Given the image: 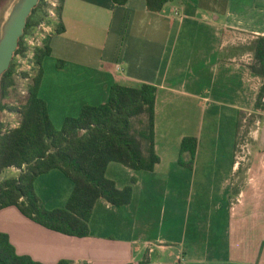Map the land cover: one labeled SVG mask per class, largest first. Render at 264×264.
<instances>
[{
  "label": "crops",
  "instance_id": "obj_1",
  "mask_svg": "<svg viewBox=\"0 0 264 264\" xmlns=\"http://www.w3.org/2000/svg\"><path fill=\"white\" fill-rule=\"evenodd\" d=\"M145 1L119 6L112 0H59L56 19L64 31L51 36L47 57L57 72H69L66 79L83 84L80 102H71L78 112L86 104L106 102L113 82L155 86L154 149L160 162L152 171L107 165L106 175L119 189L136 178L132 201L122 206L96 201L86 237L45 228L15 206L0 210V231L18 255L42 263L137 264L148 251L150 264H264V147L260 139L247 162L238 160L232 133L235 117L255 111L254 95L249 107L250 88L262 82L248 67L251 55L239 48L264 36V0H171L159 13L148 11ZM50 86L64 97L77 91L65 81ZM200 86L213 87L212 94L202 96ZM224 86L228 96L221 93ZM44 89L42 78L38 94L50 117L55 106L43 98ZM202 101L212 105L213 122L226 111L228 126L210 128L205 143L195 112H208ZM184 136L196 137L197 149L193 159L182 153L180 162ZM54 170L38 177L60 179ZM195 186L204 203L217 200L212 214L206 205L191 208ZM70 193L45 208L63 207ZM153 194L162 197L156 231L139 215ZM166 214L167 233L162 231Z\"/></svg>",
  "mask_w": 264,
  "mask_h": 264
},
{
  "label": "trees",
  "instance_id": "obj_2",
  "mask_svg": "<svg viewBox=\"0 0 264 264\" xmlns=\"http://www.w3.org/2000/svg\"><path fill=\"white\" fill-rule=\"evenodd\" d=\"M126 1L112 0L119 6ZM168 1L171 0H146L145 3L148 11L159 13ZM59 11L58 6L57 16ZM41 24L51 30L39 45L31 48L27 40L39 31ZM63 31L64 27L56 17L48 14L45 1L38 0L18 40L16 57L0 76V111L20 114L19 123L13 127L0 119V210L15 206L24 216L45 228L83 238L90 233L88 222L96 201L103 198L113 206L132 201V184L136 178L131 179V184L117 188L106 175L110 162L135 171H152L160 162L154 149L157 88L147 83L133 86L113 82L106 102L82 106L78 115L66 117L63 126L56 129L38 90L43 75L42 61L51 53L50 38ZM239 49L251 55L248 67L251 73L262 78L254 106L264 112V36H256ZM29 51H32V58L28 61L33 65V75L22 95L17 91L18 77L25 79L30 74L19 70L17 55L25 58ZM13 94L17 95L18 104L4 103L3 99L11 98ZM239 128L238 119L235 138ZM196 149V137L184 136L179 161L184 152L193 159ZM188 166H192V161ZM10 168L19 171L4 176ZM52 169L72 181V190L63 207L46 209L34 191V181ZM8 236L0 231V264H69L68 259L42 263L28 255H18ZM149 258L146 251L137 264H150Z\"/></svg>",
  "mask_w": 264,
  "mask_h": 264
},
{
  "label": "rangeland",
  "instance_id": "obj_3",
  "mask_svg": "<svg viewBox=\"0 0 264 264\" xmlns=\"http://www.w3.org/2000/svg\"><path fill=\"white\" fill-rule=\"evenodd\" d=\"M13 0H0V33H1V23L4 20L5 15H8L11 3ZM19 59V58H18ZM19 61V60H18ZM20 66L19 70L27 71L30 75L29 77L23 79V77L18 78V83H19V88L17 91L22 93V95L25 92L26 85L30 82V78L33 75V65L32 64H27L23 63L20 59ZM191 67L194 68V62L191 63ZM42 68H43V82L45 85V89L43 90V98L46 101H49L53 107L55 108L51 109V116L50 119L55 126L56 129H60L64 123V119L66 118L65 116H76L78 115V111L74 110L76 108H73L71 102L79 103L82 97V90L81 88L83 87V84L81 81H78L77 79H70V77L66 79V75H69V72H57V69L55 67V62L48 57H45L42 61ZM192 70V69H191ZM173 71V70H172ZM171 71V72H172ZM172 75V73H171ZM170 75V77H171ZM176 79H174L175 81ZM54 81H59V82H66L69 83V85H72V87L77 90L75 91L76 94L73 96H59L52 91L51 86ZM206 82L205 80H202ZM52 83V84H51ZM262 82L260 83V85ZM257 85V88H250V95H249V107L251 103V97L254 95L256 97L257 92L259 90V87ZM50 86V87H49ZM216 87H220L219 85H216ZM216 90H219V88H216ZM74 92V91H73ZM199 92L201 93L202 96H209L213 92V87H206V86H200L199 87ZM221 93H223V96H228L230 94V90L226 89L225 86L221 88ZM62 94V93H60ZM81 95V96H80ZM11 98L8 99H3L4 103H9L10 105L15 104L17 105L18 102L16 100L17 95H11ZM201 105H204V107H207L208 112H202V109H196L195 112L197 116L199 117L197 119V122L199 124L200 131H202V137L200 142L205 143L207 139V132L209 131L210 128H222L223 130H227L228 126L226 123V118H225V113L226 111H223L221 117L216 119L213 122V117L211 116V104H207L206 102H201ZM255 108V111H250L249 110V115H240V117H235L233 121V127H232V133L233 137H235L236 134V123L237 120H240V128L239 131H237V136L235 138L236 142V148H235V156L237 157L238 160H244V162H247L251 150H254L257 148L258 145H260L258 142L260 140L261 146L264 147V112H261V110H257ZM195 112H192L195 115ZM202 112V113H201ZM263 114H261V113ZM255 114V115H254ZM238 118V119H237ZM0 119L3 120L4 123L9 125V127L16 126L19 123L20 120V114L18 112H9L7 110L0 111ZM174 121V120H173ZM213 122V123H212ZM61 123V124H60ZM177 124V123H176ZM203 166L199 165L197 169V184L199 182V177L201 175V169ZM19 171L18 168H10L4 172V176H8L11 173H17ZM54 171H57L58 176L56 174H48L44 175L41 178L38 177L36 181L34 182V188L36 190V195L39 198V202L41 205L45 208L47 207L51 202V206H54V204L57 203L58 196L63 197L67 192L71 191L72 188V181L64 176L60 171L55 169ZM153 192V191H152ZM56 196V197H55ZM148 198V193L144 196V200ZM170 198H168L169 201ZM208 200V198H206ZM54 200L56 203H54ZM209 201V200H208ZM207 201L204 203V200L200 194L199 197V192L197 189V186H195L194 190V196L192 198V204L191 208L194 209L196 204H199V207L202 205H206L207 209H211V214L214 212L212 209L214 208V204H216V201H211V204H209ZM162 202V197L159 196L158 194L155 195L153 194L150 196V199L147 200L146 204L141 205V210H140V218H144L146 223L148 225H153V229L156 231V223L159 221V208H158V203ZM209 204V205H208ZM47 205V206H46ZM57 205V204H56ZM167 209L169 208V205L167 203ZM219 216V215H218ZM165 221L162 224V231L166 232L168 231V228L171 226V223H169L170 219L168 214L165 216ZM143 221V219H142ZM141 221V222H142ZM179 222V220H177ZM175 222L174 224L176 225ZM194 222L193 220H190L189 224ZM152 229V230H153ZM151 230V229H150ZM131 231V230H130ZM175 233V232H174Z\"/></svg>",
  "mask_w": 264,
  "mask_h": 264
},
{
  "label": "water",
  "instance_id": "obj_4",
  "mask_svg": "<svg viewBox=\"0 0 264 264\" xmlns=\"http://www.w3.org/2000/svg\"><path fill=\"white\" fill-rule=\"evenodd\" d=\"M38 0H13L4 20L0 33V76L9 69L13 53L18 47V40L24 33L27 18Z\"/></svg>",
  "mask_w": 264,
  "mask_h": 264
},
{
  "label": "built area",
  "instance_id": "obj_5",
  "mask_svg": "<svg viewBox=\"0 0 264 264\" xmlns=\"http://www.w3.org/2000/svg\"><path fill=\"white\" fill-rule=\"evenodd\" d=\"M44 1L47 4L48 14L51 17H57L56 9L59 6V0H44ZM49 32H50V28L41 24L39 31L36 34H34L33 36H31L30 38H28V40H27L28 45L31 48H33L36 45H39L41 43V39H43L45 37V35H47ZM17 58H19L18 59L19 63H21L20 62V59H21V61L23 63L28 64L29 63L28 59L32 58V51H29V53L27 54V56L25 58H23L21 55H17Z\"/></svg>",
  "mask_w": 264,
  "mask_h": 264
},
{
  "label": "flooded vegetation",
  "instance_id": "obj_6",
  "mask_svg": "<svg viewBox=\"0 0 264 264\" xmlns=\"http://www.w3.org/2000/svg\"><path fill=\"white\" fill-rule=\"evenodd\" d=\"M15 57H16V55L13 53L11 63L14 61V58H15ZM11 63H10V65H11ZM9 67H10V66H9ZM18 78H20V77H18Z\"/></svg>",
  "mask_w": 264,
  "mask_h": 264
}]
</instances>
